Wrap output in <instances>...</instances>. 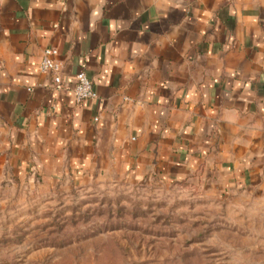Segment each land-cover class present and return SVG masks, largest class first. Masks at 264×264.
I'll use <instances>...</instances> for the list:
<instances>
[{
	"label": "crops",
	"instance_id": "0c3cea01",
	"mask_svg": "<svg viewBox=\"0 0 264 264\" xmlns=\"http://www.w3.org/2000/svg\"><path fill=\"white\" fill-rule=\"evenodd\" d=\"M200 176L264 187V0H0V191Z\"/></svg>",
	"mask_w": 264,
	"mask_h": 264
},
{
	"label": "rangeland",
	"instance_id": "374dc122",
	"mask_svg": "<svg viewBox=\"0 0 264 264\" xmlns=\"http://www.w3.org/2000/svg\"><path fill=\"white\" fill-rule=\"evenodd\" d=\"M26 182L0 191V264H264L262 185Z\"/></svg>",
	"mask_w": 264,
	"mask_h": 264
},
{
	"label": "built area",
	"instance_id": "2783aa9c",
	"mask_svg": "<svg viewBox=\"0 0 264 264\" xmlns=\"http://www.w3.org/2000/svg\"><path fill=\"white\" fill-rule=\"evenodd\" d=\"M58 56L59 50L56 47H47L44 49L40 61V70L43 73L52 75L53 87L57 90L72 89L79 102L86 99L93 100L98 98L94 84L84 69L75 75V79L71 85L64 81L62 73L63 65Z\"/></svg>",
	"mask_w": 264,
	"mask_h": 264
}]
</instances>
